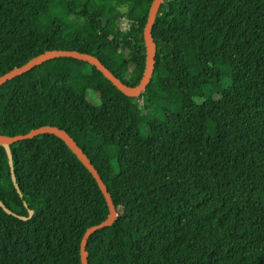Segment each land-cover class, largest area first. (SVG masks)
I'll return each mask as SVG.
<instances>
[{
	"label": "trees",
	"instance_id": "16d2710c",
	"mask_svg": "<svg viewBox=\"0 0 264 264\" xmlns=\"http://www.w3.org/2000/svg\"><path fill=\"white\" fill-rule=\"evenodd\" d=\"M152 2L0 0V77L76 50L136 87ZM122 10L128 30L108 32ZM153 36L138 98L51 60L0 87V135L58 127L99 171L129 227L93 234L89 264H264V0H165ZM11 148L23 197L0 147V201L34 216L0 207V264H82L86 231L109 216L96 180L54 135Z\"/></svg>",
	"mask_w": 264,
	"mask_h": 264
},
{
	"label": "water",
	"instance_id": "95a60500",
	"mask_svg": "<svg viewBox=\"0 0 264 264\" xmlns=\"http://www.w3.org/2000/svg\"><path fill=\"white\" fill-rule=\"evenodd\" d=\"M165 0H153L150 10L149 16L147 20V24L144 30V41H145V50H146V67L143 78L140 84L136 87H131L127 85L124 81L116 77L97 57L82 53L76 50H53L47 51L32 60H30L27 64L15 68L7 74L0 77V87L5 85L8 81H11L19 76H22L25 73L32 71L33 69L41 66L42 64L55 60V59H76L79 61L86 62L91 66H94L99 72L103 74V76L109 80L120 92H122L125 96L129 98H138L141 96L147 89L148 85L151 83V80L154 76L155 72V57L157 53V45L153 36V28L157 20V16L159 14L161 6L164 4ZM50 134L54 135L57 138L61 139L66 146L71 150V152L78 158V160L83 164V166L92 174L94 179L96 180L99 189L101 190L106 203L109 209L108 218L99 225L93 226L88 229L81 241V261L82 264H89L88 262V252L87 245L90 237L98 232L99 230L111 227L118 219L119 214L114 205L111 194L108 191V188L104 181L102 180L99 171L94 167V165L89 160L88 156L84 153V151L79 147V145L75 142V140L65 131L58 127L52 126H43L38 129L32 130L28 134L25 135H17L14 137L0 135V147H3L7 153L9 165L11 169V177L13 184L18 192V194L23 197L19 184L17 182L14 162H13V154H12V145L23 142L26 140L34 139L38 136ZM26 207L27 204L25 203ZM0 207L8 214L14 217H18L23 221H28L34 216L33 211H29V217L18 216L13 213L10 209H8L1 201Z\"/></svg>",
	"mask_w": 264,
	"mask_h": 264
},
{
	"label": "rangeland",
	"instance_id": "374dc122",
	"mask_svg": "<svg viewBox=\"0 0 264 264\" xmlns=\"http://www.w3.org/2000/svg\"><path fill=\"white\" fill-rule=\"evenodd\" d=\"M124 12L125 10H122V13L116 16L112 24L108 27V32L114 33L116 32L118 27L123 28V30H128L129 26L127 25L126 19L124 18V15H123ZM60 65L63 69H70V66L68 65L67 61H65L64 59H62ZM90 98L92 99L93 103H99V99H97V97L93 96L92 94H90ZM77 109L78 107L75 106L74 110H77ZM118 214H119V217L117 221H118V225L120 229L127 230L129 225L126 222V213L122 211V212H119Z\"/></svg>",
	"mask_w": 264,
	"mask_h": 264
}]
</instances>
